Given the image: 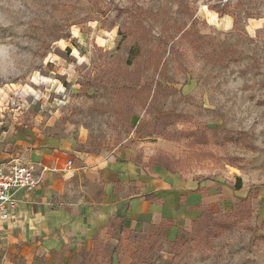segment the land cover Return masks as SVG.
Returning a JSON list of instances; mask_svg holds the SVG:
<instances>
[{"label":"rangeland","instance_id":"rangeland-1","mask_svg":"<svg viewBox=\"0 0 264 264\" xmlns=\"http://www.w3.org/2000/svg\"><path fill=\"white\" fill-rule=\"evenodd\" d=\"M44 149L219 181L108 264H264V0H0V160Z\"/></svg>","mask_w":264,"mask_h":264},{"label":"crops","instance_id":"crops-1","mask_svg":"<svg viewBox=\"0 0 264 264\" xmlns=\"http://www.w3.org/2000/svg\"><path fill=\"white\" fill-rule=\"evenodd\" d=\"M35 158L0 160L35 164L41 176L35 190L14 191L12 216L0 220V264H108L97 256L127 236L163 228L164 239L172 240L217 206L218 180L186 178L123 157L74 160L58 149Z\"/></svg>","mask_w":264,"mask_h":264},{"label":"built area","instance_id":"built-area-1","mask_svg":"<svg viewBox=\"0 0 264 264\" xmlns=\"http://www.w3.org/2000/svg\"><path fill=\"white\" fill-rule=\"evenodd\" d=\"M73 165L72 160L67 166ZM39 167L31 163L13 161L9 164L0 163V220L8 221L15 209L16 202L13 198L16 190H35L40 186L41 176ZM44 171H47L45 168ZM6 258L3 257V260Z\"/></svg>","mask_w":264,"mask_h":264},{"label":"trees","instance_id":"trees-1","mask_svg":"<svg viewBox=\"0 0 264 264\" xmlns=\"http://www.w3.org/2000/svg\"><path fill=\"white\" fill-rule=\"evenodd\" d=\"M167 169H168V171H171L170 168H167ZM207 214H208L207 211L203 212L202 216L199 218V220L197 222H201L204 218H207V216H206ZM197 222H195V224H197Z\"/></svg>","mask_w":264,"mask_h":264}]
</instances>
